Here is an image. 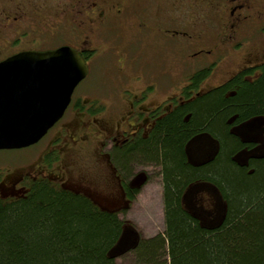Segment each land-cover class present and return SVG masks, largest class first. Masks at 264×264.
Segmentation results:
<instances>
[{
  "label": "flooded vegetation",
  "instance_id": "flooded-vegetation-1",
  "mask_svg": "<svg viewBox=\"0 0 264 264\" xmlns=\"http://www.w3.org/2000/svg\"><path fill=\"white\" fill-rule=\"evenodd\" d=\"M60 46L78 52L86 75L74 88L63 116L37 142L1 149L34 154L24 165L13 163L0 174V199L25 200L33 183L65 187L88 195L100 208L127 221L123 213L142 186L137 176L147 174L139 167L123 173L114 161L116 153L146 138L161 114L237 77L252 82L261 76L264 0H0V61ZM162 53L170 67L180 69L176 77L151 58ZM99 59L114 61L119 87L128 94L125 101L92 95L90 86L88 95L80 89L91 71L90 61ZM192 62L194 68H184ZM224 71L223 80L203 85ZM229 124L240 144L234 152L244 166L264 159V114L231 118ZM185 152H217V140L198 134L186 143ZM106 175L114 184L108 195L70 179L95 176L104 182ZM215 202L214 198L212 210L203 209L207 217L217 214ZM124 224L135 235L123 238L124 249H129L143 237L134 226Z\"/></svg>",
  "mask_w": 264,
  "mask_h": 264
},
{
  "label": "trees",
  "instance_id": "trees-1",
  "mask_svg": "<svg viewBox=\"0 0 264 264\" xmlns=\"http://www.w3.org/2000/svg\"><path fill=\"white\" fill-rule=\"evenodd\" d=\"M253 114H264V67L252 82L237 77L161 114L146 138L116 153L114 161L125 174L135 166L157 167L164 216L161 238H141L124 249V223H131L117 212L100 208L81 192L33 183L25 200L0 199L2 263L30 264L10 218L12 208L30 204L41 213L36 231L45 229L49 237L46 264H117V256L129 250L136 263L141 257L165 256L168 264H264V159L242 165L234 152L240 144L229 132L231 118ZM201 133L217 140L210 159L185 152L186 143ZM204 189L216 199L213 217L203 213L212 210V202L199 210L190 201Z\"/></svg>",
  "mask_w": 264,
  "mask_h": 264
},
{
  "label": "rangeland",
  "instance_id": "rangeland-1",
  "mask_svg": "<svg viewBox=\"0 0 264 264\" xmlns=\"http://www.w3.org/2000/svg\"><path fill=\"white\" fill-rule=\"evenodd\" d=\"M118 46L120 47V45ZM117 53L120 56L121 52L117 51ZM154 56L155 55L151 56V58L153 61L161 64L162 71L165 68V71H169V74L173 77H176L177 71L180 73V69L178 67H176L175 70L170 67L168 59L165 61L164 53H162L159 57ZM90 65L91 71L85 82L81 84L80 89L88 95L90 93L88 86H90L92 95L101 98L105 97V99L111 97L109 100H114L115 97L118 96L121 100L125 101L128 94L125 93L121 87H119V77L117 76L114 68V61L111 59L92 60L90 61ZM194 66L195 63H193L191 67L188 65L184 68L191 70ZM151 67L152 70H154L156 66ZM181 70L183 71V68H181ZM124 72L130 73L132 71L127 68L125 70L124 68ZM225 75V71L216 73L208 77L206 81H204L203 85H214L215 83L223 80ZM131 83L132 82L130 80L128 84ZM123 84H125V82ZM133 84L135 83L133 82ZM118 102L120 104L119 100ZM33 154L34 152H8L0 150V174L4 171L7 172V170L12 169L14 167L13 163L24 165L27 163L29 158L33 156ZM189 154L192 155L194 153L189 152ZM138 167L146 172L147 181L142 184L139 193L130 203L129 208L124 211L123 215L124 218H127L128 222L135 227L134 229L139 231L143 238H161L164 229V216L160 175L157 167L150 165L135 166V168ZM108 176L109 175H106L107 181L104 180V182L96 179L95 176H90L87 180H79L73 178V176H71L70 179L72 182L88 187L90 186L93 189L98 190L102 195H108V192H111L114 187V184L108 181ZM214 198V194L209 191V189H204L198 191L196 197L194 196V198H191L190 201L194 203L193 207L196 206L198 209H203V207H211V202ZM216 206L217 204L215 205V208ZM12 209L10 211V218L13 217L15 220L14 228L21 235L24 249L26 250V254L29 256L30 264H46L48 260V252H46V248L49 237L47 236V231L45 229H38V231H36V228L38 227L36 218L40 217L41 213L31 207L30 204L17 205L13 210ZM2 260H4V256L1 253L0 247V264H3ZM139 260L142 262L136 263L137 259L130 250L126 253L118 255L116 258L117 264H168L165 256H163L162 259L149 256L145 257V259L144 257H141Z\"/></svg>",
  "mask_w": 264,
  "mask_h": 264
},
{
  "label": "water",
  "instance_id": "water-1",
  "mask_svg": "<svg viewBox=\"0 0 264 264\" xmlns=\"http://www.w3.org/2000/svg\"><path fill=\"white\" fill-rule=\"evenodd\" d=\"M86 72L84 60L69 46L21 52L1 61L0 149L37 142L62 117ZM137 181L144 183L143 173L138 174ZM131 232L127 229L123 233L122 247H126L124 236L135 238Z\"/></svg>",
  "mask_w": 264,
  "mask_h": 264
}]
</instances>
